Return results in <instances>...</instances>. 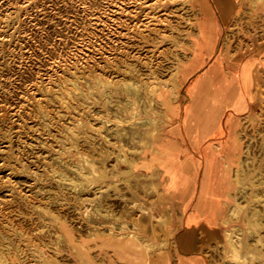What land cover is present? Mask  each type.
I'll list each match as a JSON object with an SVG mask.
<instances>
[{"label":"rangeland","instance_id":"374dc122","mask_svg":"<svg viewBox=\"0 0 264 264\" xmlns=\"http://www.w3.org/2000/svg\"><path fill=\"white\" fill-rule=\"evenodd\" d=\"M236 3L206 53L186 43L201 24L194 0H0V264H264V5ZM212 62L225 79L246 68L243 92L214 76L195 95ZM173 73L166 109L156 100ZM178 161L212 181L213 223L185 226L197 199L171 191ZM253 204L259 224L243 222Z\"/></svg>","mask_w":264,"mask_h":264},{"label":"crops","instance_id":"0c3cea01","mask_svg":"<svg viewBox=\"0 0 264 264\" xmlns=\"http://www.w3.org/2000/svg\"><path fill=\"white\" fill-rule=\"evenodd\" d=\"M196 3L200 10V23H209L207 34L208 38H212L217 34V23L226 24L235 16L233 9L237 5L236 0H196ZM239 4V3H238ZM239 10V9H238ZM207 26L204 25L202 29V33L206 31ZM204 36V34H203ZM203 38V37H202ZM205 52H203L204 54ZM222 68V65L217 66L215 62H212L210 65L204 67V71L201 76L196 77L193 81L195 95L198 92L199 86L202 85L203 81H207L212 79L214 76H219L220 79L226 81L229 79L234 82V86L232 90L234 93H242L243 91L239 88L238 84L235 82L240 81V77L244 78L247 76L246 71L241 69V72H234L231 74V77L225 79L224 74L221 75L219 70ZM203 69V68H202ZM194 68H188L184 72V78L188 79L191 74L195 73ZM196 74V73H195ZM220 74V75H219ZM222 86V85H221ZM231 87V86H230ZM223 87L220 85L217 87V92L221 93ZM235 90H234V89ZM230 89H228L229 91ZM215 98V95L213 96ZM211 97V98H213ZM185 162L181 163L178 161L177 163H172L166 165L165 172L167 173L170 180V189L173 193L178 195V197L184 199H197L189 204L188 209H186L185 215V226L191 227L195 224L203 223V224H211L215 221V215L212 210V201H204L203 199L212 200L211 196H207V193H212L213 184L210 180L209 184L207 180L198 181V177L195 174V171H187L184 169ZM173 174V175H171ZM199 188V190H197ZM199 199V200H198ZM186 240L180 244L181 246L186 244ZM181 264H207L203 257L198 255H185L182 256L180 260Z\"/></svg>","mask_w":264,"mask_h":264},{"label":"bare ground","instance_id":"6f19581e","mask_svg":"<svg viewBox=\"0 0 264 264\" xmlns=\"http://www.w3.org/2000/svg\"><path fill=\"white\" fill-rule=\"evenodd\" d=\"M194 2L196 3V0H194ZM247 2L249 3V5L251 6V9H253L254 7H256V5H257V3L258 2H260V3H262V5H264V0H247ZM197 4V3H196ZM197 6V5H196ZM198 7V6H197ZM198 9V8H197ZM237 18H239V16H238V12H236V14H235V16L233 17V20H236ZM167 20H169V19H167ZM170 21V20H169ZM168 25V24H167ZM200 26H201V24H199V26H198V29L196 30V31H194V33H193V37H194V40H192V39H188V41L186 42L187 43V45H193L194 47H195V49H197L198 50V48H199V43H200V39H203L204 41H205V44H206V53H208V52H210V50H211V48L213 47V41H210V38H208V34H207V30H208V26H210V24L209 23H207L205 26H207L206 28V31H204V33H202L203 31H202V29H203V26H201V28H200ZM178 29V28H177ZM234 29L233 28H230L229 30H227L226 32H225V37L227 36V35H231V32L233 31ZM203 34H204V36H203ZM203 37V38H202ZM213 38V37H212ZM242 60H245L244 61V63H243V65L245 66V67H249V58H247L246 56H244L243 57V59ZM177 66V70H176V73L178 74H180V70L181 69H183L184 67H185V63L184 64H178V65H176ZM175 66V67H176ZM244 69H246V68H244ZM174 70V69H173ZM172 72V71H171ZM97 73V72H96ZM99 73V72H98ZM132 73V72H131ZM175 73V72H174ZM174 73L172 74V75H168L169 77H167V78H165V79H161V81H162V84H161V86H162V88L160 89V92H159V97H158V99L156 100V101H159L160 103H162L164 106H165V108L166 109H171V103H172V99L173 98H175V96H176V93H177V90H178V88H180V86H181V83L179 82V76H177L176 77V75H174ZM73 75V74H72ZM78 77V76H77ZM88 77V76H87ZM157 77V76H156ZM145 78V77H144ZM77 79V78H76ZM86 79V78H85ZM90 79H92L91 77H90ZM139 79V78H138ZM158 79V78H157ZM74 80V79H73ZM78 80V79H77ZM82 80V79H81ZM95 80L97 81V82H99V83H101L102 84V86H103V83H105V84H108V83H110V84H112V86H114V85H116V84H119V85H121V88L123 89V90H127V91H130V90H132V89H135L136 87V84L135 83H133V82H130V81H127V80H125V79H123V78H118V79H112V78H108V77H104V76H102V75H100V74H95ZM70 81V80H69ZM94 81V80H93ZM82 82H84L83 80H82ZM142 82H143V80H142ZM64 83V82H63ZM158 83V82H157ZM67 84V83H66ZM76 84V83H75ZM159 84V85H160ZM100 85V84H99ZM98 85V86H99ZM143 85H144V89H145V91L146 92H152L153 91V89H154V87H155V84L153 83V82H151V81H144V83H143ZM193 85H194V83H193ZM105 86V85H104ZM110 86V85H109ZM72 87V86H71ZM117 87V86H116ZM115 88V87H114ZM67 89V88H66ZM103 89V88H102ZM119 89V88H118ZM141 89V88H140ZM71 90H73V89H71ZM114 90V89H113ZM121 90V89H120ZM64 91V90H63ZM62 91V92H63ZM91 91V90H90ZM141 91V90H140ZM144 91V90H143ZM92 92V91H91ZM65 93V92H64ZM89 93V92H88ZM103 93V92H102ZM156 93V92H155ZM149 96V95H148ZM153 97V96H152ZM148 100H149V98H148ZM151 101V100H150ZM131 103H132V101H131ZM151 103H152V101H151ZM156 103V102H155ZM158 103V102H157ZM154 104V103H153ZM159 104V103H158ZM159 106V105H158ZM156 107V106H155ZM151 108H152V105H151ZM154 111V110H153ZM105 115H106V113H105ZM107 116V115H106ZM105 116V117H106ZM149 118V117H148ZM103 120H105V119H103ZM102 121V120H101ZM107 121V120H106ZM127 121V120H126ZM111 124H113V127H116V126H118V125H120L116 120L115 121H113V123H111ZM113 129V128H112ZM238 130V129H237ZM121 133V132H120ZM238 140H239V138H238ZM158 142V141H157ZM164 153H166V152H164ZM167 154V153H166ZM168 155V154H167ZM134 161V160H133ZM93 163V162H92ZM88 164H90V163H88ZM95 165V164H94ZM91 166H93L92 164H91ZM103 166H105V165H103ZM131 166V165H130ZM82 168V167H81ZM89 168V167H88ZM96 168V167H95ZM83 169V168H82ZM103 169V168H102ZM101 169V170H102ZM107 169V168H106ZM87 170V169H86ZM91 170V169H90ZM238 170H236V172H237ZM103 172H104V170H103ZM137 172V171H136ZM107 173V172H106ZM79 174V173H78ZM91 174V173H90ZM104 174V173H103ZM148 174V173H147ZM93 175H94V173H93ZM140 175H141V173H140ZM171 175H173V174H171ZM168 176V175H167ZM97 177H98V175H97ZM101 177V176H100ZM99 177V178H100ZM93 181V180H92ZM237 182H239V181H237ZM93 183V182H92ZM170 183V182H169ZM88 188V187H87ZM88 190H89V188H88ZM84 191H85V188H84ZM86 192V191H85ZM87 193V192H86ZM255 199H257V197L255 196L254 197V199L253 200H255ZM244 207V205L242 204V203H239V202H236L234 205H231L230 206V209L228 210V212H230V214H232L235 218H237L238 217V214H239V212L242 210V208ZM166 215V214H165ZM251 216H254L255 217V223L256 224H259L261 221H260V217H261V210L260 209H258L257 208V206L256 205H252L250 208H248L247 210H246V212H245V214H244V216H243V222H246L247 220H248V217H250L251 218ZM167 217V216H166ZM165 217V218H166ZM253 218V217H252ZM251 218V219H252ZM250 219V220H251ZM225 222V221H224ZM234 228H237L236 226H233ZM229 231H231V230H226L225 232H226V238H227V240L228 241H231L232 243L235 241L234 239H233V233L234 232H232L231 231V233H228ZM260 241H264V239H260ZM248 249H250V248H248ZM255 251V250H254Z\"/></svg>","mask_w":264,"mask_h":264}]
</instances>
